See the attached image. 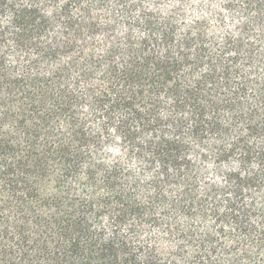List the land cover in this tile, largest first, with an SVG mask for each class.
I'll list each match as a JSON object with an SVG mask.
<instances>
[{"label":"trees","instance_id":"1","mask_svg":"<svg viewBox=\"0 0 264 264\" xmlns=\"http://www.w3.org/2000/svg\"><path fill=\"white\" fill-rule=\"evenodd\" d=\"M0 264H264V0H0Z\"/></svg>","mask_w":264,"mask_h":264}]
</instances>
